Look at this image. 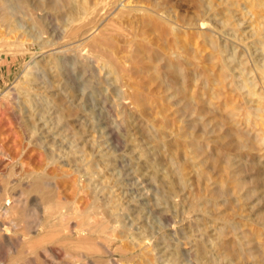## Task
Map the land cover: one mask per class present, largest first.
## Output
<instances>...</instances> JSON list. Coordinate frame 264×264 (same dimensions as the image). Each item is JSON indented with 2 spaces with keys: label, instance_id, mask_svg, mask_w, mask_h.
Instances as JSON below:
<instances>
[{
  "label": "rangeland",
  "instance_id": "rangeland-1",
  "mask_svg": "<svg viewBox=\"0 0 264 264\" xmlns=\"http://www.w3.org/2000/svg\"><path fill=\"white\" fill-rule=\"evenodd\" d=\"M14 1H16L15 3L18 5L17 0ZM14 1L8 0V6L11 10V15H8V17L3 12V5L0 4V184H2V186H8L5 179L9 181L11 178L15 177L11 175H15L19 171H21V175L23 174L22 176H24L25 172L23 173V171L31 173L42 167L50 177H53V175L54 177H58L57 179L60 182L61 190L63 192L65 191L64 194L70 199L75 197L76 200L80 201L79 203L81 206L84 205L85 200L88 203L90 201L88 197L93 194L91 190L84 191L80 194L78 193L79 187L87 185V183L90 182L94 184L93 189L96 188L98 192L100 187L98 188L97 185L103 184V187L106 185L105 188L107 189L100 192V196L103 202H109V204H105L106 207L108 206L107 209L109 213H116L117 209L121 211L118 213L121 218V227L114 233V236L119 237L123 234L122 236L128 235V238H124V240H119L117 244H113L111 247V255H96L95 263L98 264H107V261L108 264H110V259H121L120 261L125 259L126 263L125 261L121 262L123 264H138L140 261L143 262V264H168L169 262L167 261L168 259L170 260L173 252H177V255L181 256V259H179L178 262H170L169 264H264V133H262L264 132V126L262 125L263 127H261L259 124L260 118L252 120L255 122L254 123L252 121L250 122L246 117L232 115L229 111L233 109L232 105L230 104V106L226 108L225 104L228 103L226 100L221 103L217 100H209L206 96L204 100L206 102L208 101L205 105L207 112L205 111V116H201V114L198 113V104L192 99L194 103L184 98L182 85L175 86V89H172L170 92L160 87L157 88L156 91V85L151 86L148 83L149 76L154 73V70H152V72L149 71L147 74V72L141 68L142 65L137 64V61L128 63L127 57L124 58L127 56L125 53L127 54L128 50L125 48L123 50L121 49L122 46L125 47L124 41L119 44V46H121L119 47L121 53H118V58L120 63L127 62L125 63L126 66L123 63L125 68L129 70L126 74L130 75H126V87L122 89L120 82H114L116 77L110 73L111 70L107 68L108 66H104L103 61L97 63V65L96 63H94V65L92 63V70L87 63L82 59L79 60L78 58L80 57L74 55L72 52L68 54L71 55V57L69 56L70 59H65L63 57L65 59H63L65 61H63V67L66 66L63 69H67V74L69 73V78L71 77L70 80H73L71 82V88L67 89L64 81L59 82L54 78L56 70L52 68V59L54 57L57 58V56L62 59V55L56 54L55 56L56 47L49 46L47 42L51 38L46 29L48 19L45 20V18L47 17L46 14L49 12V14L51 13V15H53L55 21H57L59 25L61 24L62 29H65L66 26L69 27L68 22H70L69 24L71 26V20L69 19L70 21H68V18L72 16V14L69 15L68 13H71V10H73L69 8L71 7L70 1L67 0V2H69L67 4L66 0L65 2L64 0H60V3H58L59 0H37L38 4L36 3L35 8H33V10L35 9V17L33 18L31 15L28 16L30 14L29 7L26 8V5H21V7L17 6ZM78 1L81 4L84 2L83 0H77V3H79ZM176 3H178L179 6L175 5ZM66 4L70 6L67 7ZM174 5L175 9H177V11H183L182 13L188 10L186 3H182L181 0H175ZM48 6H51V8ZM59 8H61V10ZM115 8L113 9L110 7L107 15L102 11V17L99 19L100 21L98 20L99 22L96 26L98 28H94V32L92 31L85 36L87 39L90 36L88 41L94 38L93 35L99 37L101 35L99 32H102V35L108 34L107 31L110 32L112 21L121 22V17H118L117 12L120 13L124 8L123 4ZM50 9L51 11H49ZM68 9H70V11ZM103 13L107 17L104 16ZM59 14L61 17H59ZM34 18H36V20L38 18H40L41 21L43 20L44 23H42L45 24V29L41 21H36ZM16 21L18 23H16ZM217 21L220 23L219 20ZM65 23L67 24L66 26ZM14 25L17 27L19 26L20 29ZM247 25L248 24L241 26V29H245V31L249 32L251 28ZM105 26L107 28H104ZM208 26L209 25L205 26L206 29L197 28L194 32L199 33L200 30L201 32L209 30L206 33H210L216 37L221 36V38L225 39L224 45H226L227 40H230L229 34L234 33L232 27H230L231 29L229 30L226 29V32L224 31V33H221L220 29L214 30L212 26H209L211 29ZM14 28L17 29L15 30ZM3 29L5 32H3ZM31 29L32 32L30 31ZM33 29L36 30L34 31ZM14 31L19 33L17 34ZM128 31L132 32L130 28ZM39 32H41V34ZM44 32H46V34ZM235 35L238 34L235 33ZM3 37H7L6 40H4ZM14 37H17L16 40ZM20 37L21 40H19ZM196 40L199 42L202 41L201 39ZM231 41V49H228L230 54L233 52V48L238 45L239 47L236 49L238 53L241 49L247 52L246 56L241 54V57L242 55L243 57L240 59L245 60L247 57L251 56V53L247 51L244 45H240L239 41H235L234 38H231ZM211 52L212 51L207 48L205 54L209 56ZM228 52L223 55L226 57L227 62L231 59ZM260 52L259 50L254 55L257 56ZM123 54L124 56L122 57ZM173 57L175 58V55ZM258 59L261 60L262 57ZM35 62L37 64L33 65ZM46 62L49 68L43 66ZM28 65L30 66L28 67ZM81 65H83V67ZM102 65L103 68H101ZM36 66L39 67V69H36ZM231 66L233 67V65ZM132 68L134 69L132 70ZM221 69L220 67L216 70L220 72ZM244 72L246 73L247 71L245 70ZM98 73L101 75L99 76ZM239 73L240 70L234 69V74L237 76L235 83L232 84L230 76L225 82V85H227L225 88L226 90L224 91L223 89L220 90V92L223 98L227 95L226 93L233 95V97H235L234 99H236V104L239 103L243 107H241L242 109L240 108L239 111H243L244 108L247 107L250 108V111H254L256 109V104L250 102L246 105L249 99H251V97L248 96V91L246 89L242 90L241 93H244L243 95L236 91V88L240 86V84L242 85L243 81ZM35 74L37 75L36 77L34 76ZM144 74L146 76H144ZM131 75H134V78ZM248 76L251 78L253 74H249ZM30 77L33 79L36 78L37 80L31 81L32 78L30 80ZM37 77L42 81L38 80ZM164 79L167 80L168 76L166 75L165 77L164 75ZM45 81L48 83V86ZM197 83L200 84V82H196V84ZM108 84L114 85L115 91L112 89L114 86L110 87ZM204 86L208 87L206 84H203L200 86V89L203 90L206 88ZM33 87L34 90H31ZM259 88L260 85L257 86L256 90ZM106 89L107 91H103ZM202 90L199 91L200 98ZM129 91L132 92L130 93ZM231 91L234 94H232ZM133 94H137V96L141 98H146V104L143 103L141 106L138 105L139 103L134 101L135 99L137 101L138 98L134 97L131 101L128 99L123 108L121 105L122 101H118V99H120L121 96L128 97L129 95L131 97ZM190 94H192V92H190ZM11 95L13 96L10 97ZM63 97L66 99V104L68 106L70 105L76 112V116L71 120V124L75 126L71 128L70 126L72 125H70L66 128L62 124L60 127H56L52 133L50 132L49 125L53 127V123L57 121L58 114L55 113V109L58 108L59 99ZM245 97L248 98L246 101L243 100ZM29 99L32 100V103H28L30 105H28L26 101ZM55 99L57 101H55ZM106 99L108 100V105L112 106L114 111L116 110L114 114L111 115V118H109L108 125H112L111 127L113 130L119 135V144L115 143L113 145L111 142L106 144V138L102 137L103 133L100 132L102 127H105L99 125V120L105 115L106 110L103 108V101ZM258 99V96L253 98V100ZM37 102L46 104L44 108L47 110L52 108V106H54L55 109L52 111L50 109L45 116L46 119L49 120V124L45 127H41L45 119L41 120L38 123L40 129H34L36 132L32 133L27 125L30 122L29 114L34 113L38 107ZM209 102L210 104H208ZM190 104H193V106H190ZM207 105L212 107H207ZM191 110L193 112H191ZM35 114H37L36 116L39 118L42 115H39L40 109H37ZM232 116L234 118H232ZM256 121L258 122V126L256 125ZM91 123L95 125L98 123L96 128L97 133L92 129L87 131L83 130V128H86L85 125L89 127ZM119 124L122 125L120 126ZM62 127L64 128L60 131V136L62 137L59 136L58 140L64 142L65 148L69 147L67 151L70 152V155L68 153L66 154V151L61 152L58 150V152H55L58 144L55 146V149L51 146L52 142H50V140L54 134L57 133L59 128ZM47 131L50 133H47ZM96 138H98L97 143L94 144L93 140ZM52 153H58L62 160L60 159L59 162L50 163L51 156L49 157V155ZM105 156L108 158L104 159ZM90 162L94 165L93 171H96L95 169H97V171L99 170L98 172L96 171L97 173L91 172V174H89L87 172ZM21 163L26 164L24 165L25 168ZM107 164L108 167L105 168L104 165ZM122 165L124 166V171L121 168ZM33 166L36 167L33 168ZM12 169H14V171ZM124 172L126 174H123ZM9 173L12 174L10 175ZM9 175L10 178L8 179ZM21 175H17L16 179L20 180L19 177H21ZM2 178H4V180ZM120 182H123L125 187H123L124 185L121 186L119 184ZM106 190L110 191L112 193L111 196L115 199L112 198ZM120 197L123 199H120ZM122 201L123 203L121 204ZM110 204L113 206L115 205V208ZM115 220L116 218L114 215L113 221ZM128 228H130V230ZM131 231L135 232L133 233ZM142 231L146 234L144 235ZM129 232L131 233L129 234ZM12 235H15V233ZM19 235L22 237L21 233ZM146 235L149 236L150 239H148L149 237L147 238ZM153 235L154 238L152 239ZM134 239L136 240L134 241ZM144 239L147 241H144L146 245L142 242ZM137 240L138 242H136ZM149 241L152 242L149 243ZM139 242L141 245H139ZM122 244H126V247L129 249L131 248L129 250L130 252L133 251L131 253L129 252V256L133 253L130 263L128 259L122 257L119 252H116ZM152 246L156 248L155 251ZM114 249L115 253L113 251ZM152 249L153 252H151ZM18 250L24 251V247L20 246ZM202 250L204 251L203 253ZM144 252H146L145 255L147 256H143ZM194 252H196V254ZM184 254L187 256L185 257ZM0 256L3 258L4 264H19L20 262L21 264H47L42 257L35 261H30L28 256L22 258L12 251L10 252V248L8 247L7 249L5 246H0ZM183 256L185 258H183ZM139 259L140 261H138ZM188 259H190V262ZM50 260L55 262L60 261V259H56V256H51ZM200 261L203 262L201 263Z\"/></svg>",
  "mask_w": 264,
  "mask_h": 264
},
{
  "label": "bare ground",
  "instance_id": "bare-ground-1",
  "mask_svg": "<svg viewBox=\"0 0 264 264\" xmlns=\"http://www.w3.org/2000/svg\"><path fill=\"white\" fill-rule=\"evenodd\" d=\"M68 1H70L71 7H69L70 5L69 6L67 5L69 3V2H67V0H66V2H67L66 6L73 9V10H71V13H68V11H67V13L69 15L72 14V16L70 18H68V21L71 20V26L69 24L70 22H68L69 27H67L66 26L67 24L65 23L66 28L62 29L61 24L59 25V23H57V21H55V18H53V15H51V13L49 14V12L46 14L47 17L45 18V20L48 19V25H47L46 29H47V33H49V36L51 38V39L49 38L50 40L47 42L49 43V46L56 47L55 56H56V54L62 55V59L58 58V56H57V58L54 57L52 59V63H51L52 68H54V70H56V74H55L54 78H56L59 82L64 81L65 82L64 84L66 85L67 89L71 88V82L73 81V80H70L71 77L69 78V73L67 74V71H66L67 69L66 70L63 69L66 67V66L63 67L64 66L63 61L66 58L70 59L69 56L71 57V55H68L69 53L73 52L74 55L80 57L78 59L79 60L82 59L85 63H87L89 65L90 68H92V70H93L94 63H96V65H97V63H100L101 61H103L104 66H108L107 68L108 69L110 68V70H111L110 73L116 77L114 82L115 83L120 82L122 89L124 87H126V83H125L127 81V80H125L126 77L130 76V75L126 74L129 72V70H127L125 68V66H126L125 63H127V62L131 63L133 61H137V64L142 65L141 68L144 69L147 72V74L149 71L152 72V70H154V73L153 74L151 73L152 75L149 76L148 83L151 86L156 85V91H157V88L160 87L161 89L170 92L172 89H175L174 88L175 86L182 85L183 86V94L185 96L184 98L186 100H190V101L193 100L195 103L198 104V106H197L198 107V113L201 114V116L202 115L205 116L204 113L207 109L205 105L207 104L208 101L206 102L204 100V99H206V97L209 100H212V101L217 100L218 102H221V103L224 100H226L228 102L227 104H225L226 108H228L230 106V104L232 105L233 109L229 110L232 113V115L234 114V115H240L241 117H246V118H248V120H250V122L254 119L260 118L259 124L261 125V127L264 126V0H181L182 3L183 2L186 3V6L188 8L187 11L186 10L184 11L185 13H182L183 11L181 12V11H177V9H175V7H174L175 5L179 6L178 3H176L174 5L175 0H125V1L124 0H94V1L93 0H83L84 2L82 4L79 1L78 2L80 4L77 3V0H68ZM176 1H178V0H176ZM0 2H1L0 4L3 5V7H4L3 8L4 14L7 17H8V15L10 16L11 10L8 6V4H9L8 0H0ZM15 2L16 1H14V3ZM64 2H65V0H64ZM11 3H10V5H11ZM17 3H18V5L15 3V5H17V6L21 7V5H26V8L29 7L28 9H30L29 10L30 14L28 16L31 15L32 18L35 17V14H34L35 9L33 10V8H35L36 3L38 4L37 0H35V1L34 0H17ZM58 3H60V0ZM120 4H123V7H124L120 11V13L117 12L118 17L119 18L121 17V19H120L121 22L112 21L110 32L107 31L108 34L102 35V32L101 33L99 32V34H101L99 37L94 36L92 34L94 38H91L90 41H88L90 36L88 39L85 38V36L88 35V33L90 34V32H92V31L94 32L95 31V30H93L94 28H98L96 26H97V23L100 21L99 19H101V17H102V11L107 15L110 7H112L114 9L116 6H118ZM39 5H40V3H39ZM49 8H51V6ZM59 9L61 10V8H59ZM64 9H66V8H64ZM115 9H117V8H115ZM68 10L70 11V9H68ZM49 11H51V9ZM104 13H103V15L106 16ZM19 14H21V13H19ZM65 15H67V14H65ZM59 17H61L60 14H59ZM1 18H4V17H1ZM115 18H116V15H115ZM34 19L36 20V18H34ZM217 20H219L220 23H218ZM17 21H19V20H17ZM17 21H16V23H18ZM36 21H41V19L38 18ZM12 22H13V20H12ZM12 22H11V24H12ZM42 22L44 23L43 20L41 21V24H43ZM61 22H62V20H61ZM246 24H248L247 26H249V28H251V30L249 32L245 31V29L244 30L241 29V26L246 25ZM5 25H3V26H5ZM15 25H17V24H15ZM25 25H26V23H25ZM206 25L212 26L214 30L220 29L221 33H224V31L226 29L229 30V29H231L230 27H232L234 33L232 34V33L228 32L231 34V35L229 34L230 40H227L226 45H224L225 39L221 38V36L216 37L210 33H206L209 30L206 32L203 30H202L203 32H201V30H200L199 33L194 32L197 28L206 29L205 28ZM20 26H22V25H20ZM38 26H39V24H38ZM44 26H45V24H43V28H44ZM107 26H109V25H107ZM15 27H17V26H15ZM2 28H4V27H2ZM17 28L20 29L19 26ZM34 28H35V25H34ZM37 28H39V27H37ZM104 28H107V27L105 26ZM129 28H130V30H132V32L128 31ZM30 31L32 32V29ZM3 32H5V30ZM19 32H15V33L18 34ZM39 33L41 34V32H39ZM44 33L46 34V32H44ZM235 33H237L238 35H235ZM217 35H218V33H217ZM219 35H220V33H219ZM225 35H223V36H225ZM6 38H4V40H6ZM16 38H15V40H16ZM38 38H40V37H38ZM231 38H234L235 41H239L240 45H244L247 48V51L251 53V56L247 57L245 60L240 59L243 57V55L246 56L247 52L245 50L239 49L240 52L238 53L236 51V49L239 47L238 45L235 48L232 47L233 52L230 54L228 52L229 51L228 49H231L230 48L231 47L230 46L231 45V43H230ZM196 39H201L202 41L199 42ZM19 40H21V37ZM123 41L125 43V47L122 46L121 49L123 50L125 48L126 50H128L127 54L125 53V55H127V56L124 57V58L127 57V62H123L125 64V66L123 65V63H120L119 58H118V53L119 52L121 53V50L119 51V47H121V46H119V44H121ZM207 48H209L212 51L209 54V56H207L205 54V52H207ZM259 50L261 52L257 56L254 55ZM227 52L229 53V56L232 59L231 60L228 56V58L230 59V60H228V62L226 60V57L223 56ZM25 53H28V52H25ZM22 54H23V52H22ZM241 54H243L242 57H241ZM67 55H68V57H67ZM174 55H175V58L173 57ZM123 56H124V54L122 55V57ZM259 57H262V59L259 60L258 59ZM125 61H126V59H125ZM39 63H41V62H39ZM92 63H93V65L91 67ZM34 64H37V63L35 62V63H33V65ZM230 64L233 65V67ZM30 65H31V63H30ZM30 65H28V67ZM133 65H134V63H133ZM43 66H46L45 68H49V67H47V62ZM81 66L83 67V65H81ZM220 67L222 68L221 71L217 72L216 69H219ZM32 68H30V69H32ZM101 68H103V65ZM33 69H35V68H33ZM36 69H39V67H37ZM104 69H105V67H104ZM133 69L134 68H132V70ZM136 69H137V66H136ZM234 69L240 70L239 74H240V77H242V79H243L242 85L241 84H240V86L237 85L238 87L236 88L237 89L236 91L240 92L239 94H241V95L244 94V93L243 94L241 93L242 90L246 89L248 91V96H250L251 99H249V101L246 103V105L250 102L256 104L255 105L256 109L254 111H250V108H248V107L244 108L243 111H239L242 106L239 103L236 104V99H234L235 97H233V95H231L230 93H226L227 95L224 98L222 97V93L220 92V90H223V89H224V91L226 90L225 88L227 87V85H225V82L228 80V78H230V76H231L232 84L235 83V79L237 76H236V74H234ZM144 70H142V71H144ZM245 70L247 71L246 73L244 72ZM98 71H99V69H98ZM51 72H53V71H51ZM145 74H144V76L147 75V74L146 75ZM249 74H253V76L251 78H249V76H248ZM100 75L101 74H99V76ZM164 75H165V77H166V75L168 76L167 80L164 79ZM34 76L36 77L37 75L35 74ZM31 78L32 77H30V80H31ZM35 79L32 78L31 81H34ZM130 79H132V78H130ZM38 80H40V79L38 78ZM100 80H101V78H100ZM144 80H145V78H144ZM40 81H42V80H40ZM195 81L200 82V84H198V83L196 84ZM33 83H35V82H33ZM43 83H44V81H43ZM105 83H106V81H105ZM203 84L204 85L206 84L208 87L204 86L206 88H204L202 90V89H200V86ZM258 85H260V88L258 90H256ZM21 86H22V84H21ZM47 86H48V83H47ZM75 86H76V84H75ZM108 86L112 87L114 85L108 84ZM130 86L132 87L131 84H130ZM18 87H19V85H18ZM19 89H20V87H19ZM112 89H113V91H115V86ZM31 90H34V87ZM47 90H48V88H47ZM73 90H75V89H73ZM200 90H202L201 98L199 97V91ZM103 91H107V89L103 90ZM113 91H112V93H113ZM151 91H152V89H151ZM190 92H192V94H190ZM231 93H232V91H231ZM29 94H30V90H29ZM166 94H167V92H166ZM232 94H234V93H232ZM156 95H157V93H156ZM12 96L13 95H11L10 97H12ZM256 96H258L259 99L253 100V98ZM134 97L138 98L137 101H136V99L134 100L135 102L139 103L138 105L141 106L143 103L146 104L147 99L138 97L137 94H133L131 97L129 95H128V97L127 96H121L120 99H118V101L119 100L122 101L121 105L124 108L126 101L128 99H130V101H131V99ZM113 99H114V97H113ZM247 99L248 98L245 97L243 100L246 101ZM8 100H10V99H8ZM156 100H157V98H156ZM26 101L28 104L32 100L29 99ZM55 101H57V100L55 99ZM86 103H88V102H86ZM103 104H104V106L103 105L102 106L106 110V112H105V115L103 114L104 116H102L101 118H100L101 115L99 116V118H100L99 125L105 126V127H102V130L100 132L103 133L102 137L106 138V144H108L110 142L113 145L115 143L119 144V142H120L119 135L116 133L115 130H113V128L111 127L112 126L111 124H110L111 126L108 125L109 118H111V115H113L116 110L114 111L112 106L108 105L107 99L103 101ZM208 104H210V102ZM28 105H30V104H28ZM37 105H38L37 109H40L39 115H41V114L42 115L40 118L38 116H36L37 114H35V112L37 109L35 110L34 113L29 114L30 115V118H29L30 122L28 123L27 127H29V130L32 133L36 132V131H34V129H37V130L40 129V125L38 126V123L41 120L45 119V122L43 124H41V127H45L46 125L49 124V120L46 119L45 116H46V114H48L50 109H51V111L53 109H55V107L52 106V108H49V110H47L44 108L46 104H43V103H38ZM190 106H193V104L192 105L190 104ZM208 106L209 105H207V107ZM87 107H89V106H87ZM114 107H115V105H114ZM209 107H212V106H209ZM55 110H56L55 113L58 114V118H57V121H55L53 123L54 124L53 127H50L51 125H49L50 132H52L56 127L57 128L60 127V125H62V124L66 128H68L70 125H72L71 120L74 118V116H76V114H75L76 112L70 105L68 106L66 104V99L64 97L59 99L58 108ZM191 112H193V111L191 110ZM232 118H234V117L232 116ZM252 122H254V121H252ZM122 124H119V125L121 126ZM257 124H258V122L256 121V125ZM97 125H98V123H97ZM97 125H95L94 123L93 124L91 123V125L89 127L87 125H85L86 128L84 129L83 126H82V128L84 131L92 129L93 131L96 132ZM74 126L75 125H72L70 127L72 128ZM27 127H25V128H27ZM63 129H64L63 127L59 128L57 133L54 134V136L50 140V142H52L51 146H52V148L55 149V146L58 144V147H57L55 152H58V150L61 152L66 151V154L68 153L70 155V152L67 151V150H69V147L65 148L64 142L62 140H58V137L61 135L60 131ZM50 132L47 131V133H50ZM64 132H65V130H64ZM262 133H264V132H262ZM82 134H83V132H82ZM60 137H62V136H60ZM76 138H79V137H76ZM97 139L98 138L93 140L94 144L97 143ZM74 142H72V143H74ZM106 144H104V145H106ZM72 151H73V149H72ZM107 156H109V155H107ZM107 156H105L104 159L108 158ZM49 157H50V163L59 162V160L61 159V157H59L58 153L57 154L52 153L51 155H49ZM42 159H44V158H42ZM112 160H113V158H112ZM21 164H23V163H21ZM24 165H26V164H23L22 166L24 167ZM28 165H29V163H28ZM36 166H33V168ZM12 167L16 168L14 166H12ZM23 167H21V168H23ZM93 167H94V165L91 164V162H90V164H88V168H87V172L89 174H91V172L97 173L99 171V170L97 171V169H95L97 172L93 171ZM104 167L105 168L108 167V164L104 165ZM260 167H262V166H260ZM121 168L124 171L123 165L121 166ZM12 170L14 171V169H12ZM26 170H27V168H26ZM20 172L21 171H19L15 175H13L12 173H11L12 174L11 175L9 173L12 177L13 176H15V177L11 178L9 181H7V179H5L6 182L8 183V186H6V185L2 186V184H0V246H5V247H7V249L9 247L10 252L12 251L22 258L23 257L25 258L26 256H28V259L30 261H35L36 259L42 257L43 259H45V262L47 264H98V263H95V256L96 255H99V254L111 255L112 254L111 247L113 246V244H117V242L119 240H124V238H128L127 237L128 235L122 236L123 234H121L119 237L114 236V233L118 230V228L121 227V221H120L121 218L118 215V213L121 211H120V209H117L116 213H112V211H114V210L111 209L112 214L109 213V210L107 209L108 206L106 207V205H105V204H109V202L108 201H107L108 203H105L106 201L103 202V199L100 196V192H102L104 189H107V188H105L106 185L104 182H103L105 185L104 187H103V184L97 185L98 188L100 187V190L98 192L96 191V188L93 189L94 184L90 183V182H88L87 185H83V186L79 187L78 193L81 194L84 191L91 190L92 194H93V195H90V197H88V199L90 200L88 203L85 200L86 204L84 203L85 206L83 205L84 206V208H83V206H81V204L79 203L80 201L76 200V198L74 196L73 197L75 199L74 198L70 199L69 197H67L64 194L65 191L63 192L61 190L60 182L57 179L58 177H54V175H53V177H50L46 173V171L44 169H42V167H40L39 170H36L34 172H31V173L30 172L27 173V171H23V173L25 172L24 176H22L23 174L21 175ZM123 174H126V173L124 172ZM10 175L8 176V179L10 178ZM17 175L18 176L21 175V177H19L20 180L16 179ZM2 179L4 180V178H2ZM91 179H94V178H91ZM2 183H4V182H2ZM119 184L121 186L124 185L123 187H125V184H123V182L122 183L120 182ZM160 187H161V185H160ZM108 190H106V191H108ZM108 193L110 194V196L112 195V193L110 191H108ZM76 195H77V193H76ZM106 197H108V196H106ZM121 197H120V199H123ZM112 198H114V197H112ZM120 199H118V200H120ZM124 200H125V198H124ZM112 201L115 202L114 200H112ZM127 201H129V200H127ZM132 201H133V199H132ZM122 203H123V201L121 202V204ZM110 205H112V204H110ZM113 207L115 208V205ZM117 208H118V206H117ZM130 210H129V212H130ZM124 212H125V210H124ZM114 215L116 218L115 221H113ZM125 226H126V224H125ZM128 229L130 230V228H128ZM137 231H138V229H137ZM139 231H140V229H139ZM143 231H142V233H144ZM123 232H120V233H123ZM131 232H133V231H131ZM131 232H129V234ZM13 233H15V235H12ZM20 233L22 234V237H21V235H19ZM142 233H141V236H142ZM145 234L146 233H144V235ZM148 235H150V234H148ZM146 236H145V238H146ZM148 237L149 236H147V238ZM147 238H146V240H147ZM153 238H154V235H153L152 239ZM136 239H134V241ZM148 239H150V237ZM144 241H145V239L142 242H144ZM136 242H138V240ZM145 242H147V241H145ZM145 242L143 244L146 245ZM150 242H152V241H149V243ZM139 245H141L140 242H139ZM20 246L24 247V251L18 250V248ZM130 247H131V245H130ZM140 247H142V246H140ZM130 249L126 247V244L125 245L122 244V245H120V247L117 249L116 252H119V254H121L122 257H125L126 259H128L129 263H130V261L132 260L131 256L133 255V253H132V254H130L131 256H129V252H130L129 250ZM155 249L156 248H154V251H155ZM176 250H177V248H176ZM4 251H6V250H4ZM113 251L115 253V249ZM161 251H159V252H161ZM131 252H133V251H131ZM151 252H153V249L151 250ZM203 252L204 251L202 250V253ZM145 253L146 252H144L143 256L145 255ZM194 253L196 254V252H194ZM197 254H198V251H197ZM51 256L52 257L56 256V259H60V261L59 262L56 261L57 263L55 261H51L50 260ZM145 256H147V255H145ZM169 256H170V254H169ZM171 256L172 257H170V260L168 259V261H167V259H166V261L169 263L170 262L171 263L172 262L173 263L178 262V260L181 259V256H178L177 252H173L171 254ZM184 256H185V254H184ZM184 256H183V258H185L187 255L185 257ZM189 256H190V253H189ZM135 257H137V256H135ZM22 258H21V260H22ZM135 259H137V258H135ZM99 260H102V259H99ZM120 260L110 259L109 263L110 264H123V263H121L122 261L123 262L125 261V263H126L125 259L124 260L122 259V261H120ZM156 260H157V258H156ZM189 260L190 259H188V261ZM138 261H140V259ZM97 262H98V260H97ZM140 262L138 264H140ZM185 262H186V260H185ZM147 263H148V261H147ZM0 264H4L3 258L1 256H0ZM19 264H21V262ZM35 264H37V263H35ZM107 264H108V261H107ZM130 264H132V263H130ZM141 264H143V262H141Z\"/></svg>",
  "mask_w": 264,
  "mask_h": 264
}]
</instances>
